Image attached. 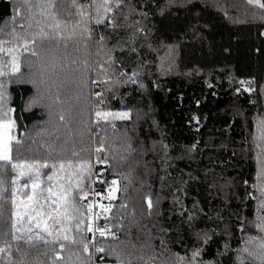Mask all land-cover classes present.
Returning a JSON list of instances; mask_svg holds the SVG:
<instances>
[{
	"label": "trees",
	"instance_id": "1",
	"mask_svg": "<svg viewBox=\"0 0 264 264\" xmlns=\"http://www.w3.org/2000/svg\"><path fill=\"white\" fill-rule=\"evenodd\" d=\"M98 2L0 0V112L21 141L12 143L13 162L71 160L73 168L58 173L67 185L78 162L90 163L92 137L103 146L97 161L105 182L120 183L109 217L119 238H99V264H118L114 247L124 264H174L178 256L188 264L196 249L195 264H239L237 255L251 264L242 249L264 235L251 223L264 215V8L247 0H109L111 11L97 25ZM57 22V35L42 40L40 29L53 37L49 26ZM98 110L129 118L97 122ZM53 171L40 170L41 188ZM15 176L3 177L0 264H93L89 201H74L73 219L48 220L53 236L27 217L16 231L11 190L21 189L19 202L31 186L21 187L27 177L14 185ZM90 186L85 174L83 191ZM62 228L89 251L63 238L53 243ZM36 233L49 243L28 242Z\"/></svg>",
	"mask_w": 264,
	"mask_h": 264
},
{
	"label": "snow or ice",
	"instance_id": "2",
	"mask_svg": "<svg viewBox=\"0 0 264 264\" xmlns=\"http://www.w3.org/2000/svg\"><path fill=\"white\" fill-rule=\"evenodd\" d=\"M25 2H29V0H25ZM249 4L258 6L260 8H264V2L262 0H247ZM47 4L49 6H54L55 0H47ZM73 6H76V0H72ZM109 0H99V2L95 5V12H96V18L95 23L97 25L104 23V17L102 13H106L111 11V8L108 6ZM43 14V9H42ZM81 17L84 16L83 8H81V11L79 13ZM49 27H52L53 29V37H49V33L46 32L43 28L39 31L40 38L43 39H50L54 38L57 35L56 29L60 27L59 22H57L55 25H50ZM87 31V29H85ZM3 32V29H0V33ZM101 40L104 39V37L100 38ZM34 42V41H33ZM2 43V42H0ZM5 51L3 48H0V52ZM10 54L14 51L13 49L7 50ZM25 51H28L27 44L25 45ZM33 55H36L35 52L32 53ZM11 74H15L19 72V62L17 60V57L13 55L12 61H11ZM106 71V69H105ZM5 75V73L0 70V76ZM0 89H3V84H0ZM100 93H97V96H99ZM3 100V93L0 92V102ZM2 106V105H0ZM109 117L125 120L129 118L128 112H102L97 111L96 112V118L97 122L101 120H107ZM61 120L64 119L63 116L60 117ZM15 122L11 120L10 118H7V112H0V200L4 199V192L7 191V189L4 187V179L3 177L8 175L9 172L16 173L15 179L13 180V184L15 185L17 181L21 177H27V182H25L21 187L22 189L29 188V182L31 186V194L26 196V199H20L19 202H17L16 195L17 192L21 189H18L17 187L12 188V199L11 204L13 208L15 209V212L13 215L15 216L16 220L13 223L12 227L16 231H20L19 228H16V225L21 223L25 217H27L28 222L35 223L36 228L42 229L43 232L47 233L48 236H53V231L49 227L48 220H52L56 224L62 223L61 219L59 217H64L65 219H73L74 217L70 216L68 213L69 208H73L75 211H79V209H76L74 207V201L77 199L83 200L85 199L89 193L83 191L82 187V180L85 174L91 175V164L88 161H80L76 164V171L72 172L69 176L68 183L65 185L64 183H59V180L61 177L58 175V173H63L66 169H72L73 168V162L71 160H68L67 162L64 161H57L56 163H53L49 165L47 162L45 163H39L38 161H34L33 163H27V162H13V157L11 155L12 153V143L15 140V143L19 145L21 141L19 139H16L11 133L12 129L14 127ZM260 131L261 135L259 139L264 140V121L260 122ZM103 151V146L98 147L96 149V152L99 153ZM78 155L77 153H73V156ZM98 162H101L98 160ZM43 168H51L55 171L52 172L51 175L47 176V181L49 186L47 188H41V172L40 170ZM264 174V173H262ZM71 176L78 177L75 181H72ZM117 182L112 181V184L115 185ZM53 187L57 189V191H53ZM76 190L77 194L73 195V190ZM116 189H112L109 192L108 198L112 197V192H114ZM259 191L261 193V197L259 198V210L264 212V186H261L259 188ZM47 192V196L43 197V193ZM79 193H83L82 195H79ZM253 199H256V197H252ZM50 201L51 203H48ZM48 203V207L50 209L49 212L45 213L43 211L45 204ZM100 208H102L105 212L110 211V206L105 207L103 204L99 205ZM148 207H152V202L149 199L148 201ZM93 206L91 203L87 206V212L90 214L89 220H91V214H92ZM99 213L96 214L97 218L99 217ZM45 217H47L45 219ZM193 217H190L192 219ZM81 223L83 221L81 220ZM254 227L260 230L261 233H264V215H257L255 220L251 222ZM77 230L80 229V224L76 225ZM28 231H31V228L28 229ZM69 231L67 228H62L53 238V243L56 240H59L63 238L64 240H68L71 243H82L83 249L85 252H88L89 245L87 243H84L81 241H76L75 239L70 238L66 233ZM87 231L92 232L93 226L90 222L87 226ZM97 232H99V235L101 237H105L106 235L112 236L113 239H117L116 234L112 233L110 231H106L104 228H97ZM14 239H19V237H13ZM36 241H43L44 243H49L47 239L40 233H36L35 236H29L28 242ZM206 242V240H205ZM246 245H251V247L245 246L242 249L243 253L247 254L248 261H251V264H264V235H259L256 237H250L248 241H246ZM64 245H61V248H63ZM4 248H0V252H4ZM97 252H104L105 249L103 247L96 248ZM112 254L117 256L118 264H124V261L120 258V253L117 251V248H112ZM200 255V250L196 249L192 252L191 260L188 262V264H195L196 258ZM143 260V257L140 258ZM236 260L239 261V264H247L246 259L244 256L237 255ZM127 264H132V261L129 259ZM144 264H147L145 261ZM174 264H185V258L183 256H178L177 260L174 262ZM235 264V262H234Z\"/></svg>",
	"mask_w": 264,
	"mask_h": 264
},
{
	"label": "built area",
	"instance_id": "3",
	"mask_svg": "<svg viewBox=\"0 0 264 264\" xmlns=\"http://www.w3.org/2000/svg\"><path fill=\"white\" fill-rule=\"evenodd\" d=\"M102 167H97L94 165L91 175V186L88 190L89 195L85 198L88 199L89 203L92 204L93 210L91 214V220H89L90 214L87 212L88 224L91 222L93 226V231L86 232L90 235V244L93 254V264H99L103 260V255L101 252H97L96 248L101 247L99 245V232L96 231L97 228H104L106 231H110L116 234V237H119V232L114 230L109 222V217L112 212V201L111 198H108L109 192L113 189L110 183L105 182L104 176L102 175ZM84 200V199H83ZM100 204H103L105 207L110 206V211L105 212L102 208L99 207ZM99 213L97 218L96 214ZM87 224V226H88ZM112 237V236H111ZM89 251V250H88Z\"/></svg>",
	"mask_w": 264,
	"mask_h": 264
},
{
	"label": "rangeland",
	"instance_id": "4",
	"mask_svg": "<svg viewBox=\"0 0 264 264\" xmlns=\"http://www.w3.org/2000/svg\"><path fill=\"white\" fill-rule=\"evenodd\" d=\"M13 135V134H12ZM95 141V138L92 137V149H91V161H90V164H91V175H92V170H93V167L94 165H96L97 167L100 165H98V161H97V152H96V145L94 143ZM104 172V171H103ZM90 175V177H91ZM105 179V178H104ZM112 181H116L117 183L115 185L112 184ZM110 184L112 185L113 189H116L114 192H112V197H111V201H112V207L114 206V201L116 200L117 196H118V193H119V190H120V183H119V180L117 178L113 179ZM109 196V195H108ZM88 200V199H86ZM113 210V209H112ZM88 220V219H87ZM110 222V221H109ZM111 223V222H110ZM112 226V224H111ZM113 228V226H112ZM114 229V228H113ZM115 230V229H114ZM100 238H103V239H111V240H116V239H113L110 235H106L105 237H101ZM119 238V237H118ZM117 238V239H118ZM100 245V244H99ZM104 263V262H103ZM102 263V264H103Z\"/></svg>",
	"mask_w": 264,
	"mask_h": 264
},
{
	"label": "crops",
	"instance_id": "5",
	"mask_svg": "<svg viewBox=\"0 0 264 264\" xmlns=\"http://www.w3.org/2000/svg\"><path fill=\"white\" fill-rule=\"evenodd\" d=\"M11 134H13V132Z\"/></svg>",
	"mask_w": 264,
	"mask_h": 264
}]
</instances>
